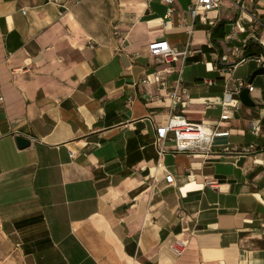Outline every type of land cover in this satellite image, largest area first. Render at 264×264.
<instances>
[{
  "label": "crops",
  "instance_id": "crops-1",
  "mask_svg": "<svg viewBox=\"0 0 264 264\" xmlns=\"http://www.w3.org/2000/svg\"><path fill=\"white\" fill-rule=\"evenodd\" d=\"M189 2L174 0L164 25L157 1L0 0V264H264V73L248 83L261 65L238 56L262 29L243 20L226 40L237 6L202 21ZM163 39L190 54L161 63L147 45ZM235 78L254 87L248 101L246 87L227 98ZM173 112L229 134L209 155L170 140L160 155L155 126Z\"/></svg>",
  "mask_w": 264,
  "mask_h": 264
},
{
  "label": "built area",
  "instance_id": "built-area-1",
  "mask_svg": "<svg viewBox=\"0 0 264 264\" xmlns=\"http://www.w3.org/2000/svg\"><path fill=\"white\" fill-rule=\"evenodd\" d=\"M146 3L150 1H157L166 6V12L164 15L163 24L166 25L172 15L175 12L174 0H144ZM223 0H190L187 4V11L192 18L199 16L202 21L207 20L206 14L217 8ZM231 3L237 6L239 10V15L235 20L232 30L226 35V40H232L235 38L236 31L234 30L239 26V22L243 20L249 22L251 24L256 23L261 26L262 34L260 36L254 34L251 35L250 39H244L242 42V47H244L249 40L254 41H262L264 37V0H250L254 6L262 9L263 18L260 19L259 13L261 9H255L254 11H249L248 6L245 3V0H229ZM148 53L157 58L161 63H165L170 65L171 63L177 62L180 59L185 58L190 54V49L187 47L183 49H179L171 45L167 40H155L147 45ZM241 50H237L236 54L240 53ZM239 61H244L246 59L255 60L256 63L264 66V56L262 54L259 55H249L242 56V54L238 55ZM235 68V64L229 65L227 67L222 68V73L226 75L227 81L231 78L232 72ZM168 71V70H167ZM152 79L159 83L164 89V77L162 76L161 71H154L152 74ZM147 79L145 78L144 81ZM231 85H233L232 90H228L227 98L231 97L232 93H238L243 87H246L248 91H252L254 87L251 84H248L241 80L240 78H235L232 81ZM181 89L179 84L176 83L172 86L171 89L165 92V97L170 101V106L172 110L175 105L181 100ZM228 102L224 101L222 105L226 109V105ZM222 119L228 118V114L226 112L221 114ZM260 125L258 120H251L249 122V131L253 135H258L260 133ZM229 134L228 130H218L207 123L203 122H192L187 120V118L177 112H173L169 115L167 120L163 123L156 124L155 126V135L153 139V144L156 146L158 153L161 155L167 149L165 142L170 140L172 142V149L174 152H183L189 155H209L212 151V141L214 137L218 136H226ZM72 156V152L70 153ZM191 176L189 173L188 177ZM165 179L168 183L173 181L172 174H166ZM204 185L209 186L211 188L218 187V181L215 178H205ZM187 241L183 237L176 238L170 245L171 250L176 255H181L186 248Z\"/></svg>",
  "mask_w": 264,
  "mask_h": 264
},
{
  "label": "water",
  "instance_id": "water-1",
  "mask_svg": "<svg viewBox=\"0 0 264 264\" xmlns=\"http://www.w3.org/2000/svg\"><path fill=\"white\" fill-rule=\"evenodd\" d=\"M263 73H264V66L261 65V66L257 67L254 71H252L251 75L249 76L248 83H252L255 75L263 74ZM247 92H248V89L244 88V89H242L241 94H240L242 96V100L244 102H246V100L248 101ZM15 138H16V142H17V145L19 148H24V147L28 146L30 143V141L25 136H23L21 134H17Z\"/></svg>",
  "mask_w": 264,
  "mask_h": 264
},
{
  "label": "trees",
  "instance_id": "trees-1",
  "mask_svg": "<svg viewBox=\"0 0 264 264\" xmlns=\"http://www.w3.org/2000/svg\"><path fill=\"white\" fill-rule=\"evenodd\" d=\"M264 55V50L261 49L256 43H254L252 40H249V42L244 47V55H258V54Z\"/></svg>",
  "mask_w": 264,
  "mask_h": 264
}]
</instances>
